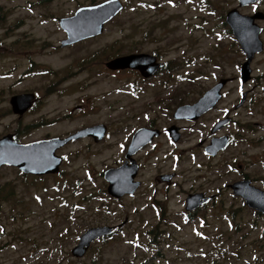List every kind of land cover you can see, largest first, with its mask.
Returning <instances> with one entry per match:
<instances>
[{
	"label": "rangeland",
	"instance_id": "rangeland-1",
	"mask_svg": "<svg viewBox=\"0 0 264 264\" xmlns=\"http://www.w3.org/2000/svg\"><path fill=\"white\" fill-rule=\"evenodd\" d=\"M104 1L0 0V46L40 41L46 50H40L35 62L39 69L51 71L48 77H27L25 63L10 72L0 57V138L27 126L32 127L21 131L22 143L98 124L108 127L102 142L84 138L63 150L65 162L58 175L36 179L12 168L0 170V264H264V216L233 196L226 187L227 165L209 160L198 146L210 138L218 119L234 111L244 91H252L247 105L232 113L239 123L237 132L244 131L246 140L245 154L236 161L264 190V52L252 61L254 80L242 86L238 78L246 57L225 23L233 9L249 16L264 14V0L244 8L237 0H123L125 9L103 35L74 51L52 50L66 37L60 18ZM257 24L263 28L264 43V20ZM131 48L158 53L169 67L163 72V111L155 109L153 101L159 79L149 82L137 100L131 87L135 75L127 71L101 76L99 71L96 76L86 63L89 59L94 63L95 51L102 66L119 52L129 54ZM64 69L77 72L47 95L49 82L62 78ZM220 80L228 82L219 106L197 122L181 124L189 126L177 146L168 137L162 140L163 148L177 150L180 158H163L168 171L181 174V185L171 189L169 199L154 205L144 193L110 197L103 172L120 162L131 127L140 118L169 124L179 105L195 102ZM28 88L43 102L18 122L4 101ZM81 104L83 109L76 110ZM259 137L262 143L256 141ZM257 145L263 152L255 149ZM192 187L217 195V201L187 218L183 192ZM102 226L115 227L117 236L102 238L86 257L74 258L71 252L82 234Z\"/></svg>",
	"mask_w": 264,
	"mask_h": 264
},
{
	"label": "water",
	"instance_id": "water-1",
	"mask_svg": "<svg viewBox=\"0 0 264 264\" xmlns=\"http://www.w3.org/2000/svg\"><path fill=\"white\" fill-rule=\"evenodd\" d=\"M241 7H246L257 3L258 0H238ZM124 9L122 0H108L96 6L80 8L73 17L62 19L61 28L67 33L68 39L64 45H69L81 40L96 37L103 33L104 27L113 20ZM256 20H264V14L257 13L254 16L243 15L237 9L229 11L226 15V23L234 37L239 42L243 52L247 56L243 64L241 73L244 83L251 79V64L255 55L261 53L264 44L261 40L263 29L256 23ZM164 65L157 62L153 56L141 54L119 57L107 64L110 70L139 69L145 77L154 75L163 68ZM228 80H220L215 86L206 91L199 100L193 104L178 107L173 118L182 121H197L205 114L209 113L219 104L223 98V90ZM32 96H18L12 99L16 113L24 114L31 106ZM246 100V94L240 102L241 107ZM24 104V105H23ZM18 107V108H17ZM18 109V110H16ZM229 121L219 123L213 131L225 126ZM107 133L105 125H99L76 133L66 139H48L27 144H20L13 135H8L0 139V167L4 165L18 167L25 174L43 176L59 172L62 158L56 155V151L69 143L80 138L93 136L96 141L102 140ZM169 134L174 141H179L181 134L177 127L169 129ZM151 136V135H150ZM149 133L139 131L130 145V157L134 150L144 146L149 142ZM145 143V144H144ZM226 139L213 140L212 144L206 148V152L215 155L220 150L226 148ZM136 168L129 166L126 162L121 168L110 169L105 172L104 178L109 183L108 193L114 198H121L125 195H133L138 184L133 182ZM172 176H167L170 179ZM251 183L242 187L233 186L235 195L241 196L246 204L264 214V191L250 186ZM242 187V188H240ZM204 194L192 195L187 199V210L193 211L207 204L210 198L203 199ZM115 228L109 226L95 227L86 231L79 240L78 245L73 249L72 254L77 258L83 257L96 239L110 236Z\"/></svg>",
	"mask_w": 264,
	"mask_h": 264
},
{
	"label": "flooded vegetation",
	"instance_id": "flooded-vegetation-1",
	"mask_svg": "<svg viewBox=\"0 0 264 264\" xmlns=\"http://www.w3.org/2000/svg\"><path fill=\"white\" fill-rule=\"evenodd\" d=\"M73 16H66V18ZM0 19H2L1 15H0ZM63 31V30H62ZM66 35L65 39H63L60 42V46L53 48L52 50H56V48H59L60 51H66V50H70L72 49V51H74V49H76L79 45L85 44L87 42H90L91 40L103 35V33L101 35H98L96 37H92L90 39H85V40H81L72 44H67L64 45L65 42L68 39L67 33L65 31H63ZM68 42V41H67ZM137 44V43H135ZM46 47L44 46V44H41L40 41H36V42H32V41H10V42H2V45L0 46V57L2 59V61L5 64L6 69H12L10 72L13 71H18V69L20 68L21 63H25L27 65V70L24 72V75L27 77H35V76H40V77H48V73L51 72L50 69L48 68H38L37 63L35 62L36 60V56H38L40 54V50L45 49ZM242 50V49H241ZM243 52V51H242ZM264 52V49H263ZM52 53V51H51ZM124 53V52H122ZM95 55V61L94 63L89 59L86 61V63H88L90 66V70L92 71V73L96 74V76H100L98 73L99 71L102 72V75L104 74V72H106V74L116 77L117 74L122 73V72H127L129 71L130 74L135 75L134 78H136V83L132 84L131 87H134V90L136 92V96L134 99H137L141 96H144L142 94L145 93L146 90V85L149 84V82L151 83L152 81L159 79L161 82L160 84H158V91L155 92V95H153L154 97V106L155 109L159 108L158 110L163 111V72H167L169 70V67L165 65L164 63V67L158 71L157 73H155L154 75H151L149 77H145L143 75V73L139 70V69H126V70H110L107 67V64L121 56H130V55H141V54H146V55H150L153 56L157 59L158 63L163 65V60H162V55L158 54V53H154L150 54V53H145L143 51L140 50H135L131 48V52L129 54L126 55H121V52L117 53L116 56L109 58L105 63L102 62V66L98 65V59H99V55L98 52L95 51V53H93ZM245 55V54H244ZM246 57V56H245ZM96 60H97V64H96ZM84 63L83 62H79V66L82 65ZM10 65V66H9ZM78 65V64H77ZM78 66V68H80ZM105 66L106 69H103ZM40 70V71H39ZM66 70L65 73H63V77L60 78L58 81L52 82V80L50 81V78H48L47 83L48 84V93L46 92L47 95L49 94H54V92L56 91V89L60 86V84L64 81L67 80L68 77H72L74 75V73H76L77 71H72L70 69H64ZM106 70V71H105ZM81 71V70H79ZM54 73V72H53ZM236 79V78H231V82ZM254 78L252 77L250 82L253 81ZM140 81V84L137 83ZM238 82H240L242 84V86L245 85V83H243L241 81V74H240V78H238ZM249 82V83H250ZM239 83V85L241 86V84ZM88 85V84H87ZM86 85V86H87ZM75 87V86H74ZM78 87L74 88L72 91L76 90ZM29 90H25V91H18L17 93H14L10 96L9 100L7 101L6 98L4 103H5V107L6 109H8L9 107V112L11 114H13V116H15L17 119L16 121H22L23 118L25 117V115H27L29 112H31L32 110H34V108L38 105H40L43 102L42 96L39 95V93H37L36 91L28 88ZM70 90V91H71ZM224 92V91H223ZM252 91L250 90H245L243 94L247 95V99L245 104L242 107L238 108V104L234 105V111H239L240 108H244L247 104V100H248V96ZM141 93V94H140ZM203 95V94H202ZM18 96H32V100L30 101L31 106L28 108V110L24 113V114H19L16 113V111L14 110V106L12 105L11 101L13 98L18 97ZM243 96V95H242ZM225 98V93L223 94V99ZM8 103V106H7ZM194 103V102H192ZM192 103H187V104H192ZM24 105V104H23ZM84 105H77V107L75 108L76 110H80L83 109ZM145 107V106H143ZM18 108V107H17ZM216 109V108H215ZM214 109V110H215ZM18 110V109H16ZM213 110V111H214ZM134 111V110H133ZM234 111H229L223 119H218L217 122L214 124V127L211 131V136L210 138L204 139L202 140V142H200V144L198 145L200 147V149L203 151V154L208 156L209 160H218L219 162H222L224 164L227 165V169L230 170L229 174H226V177L229 178L230 182L227 183L226 187L232 192L233 196L236 199H240L243 201V203L246 205V201L244 200L243 197L241 196H237L234 193L233 190V186H237L242 184V187L244 184L247 183H251L250 186L254 187L255 189H259L261 191H264L263 189H261L260 187H258L256 185L255 182V176H252V174L245 172V166L242 165V163L237 162V158L243 156V154H245L244 150V145L243 143H246V140L244 139V134L243 132L239 131L237 132V130L239 129V123L237 122L236 118H234V116H232V113ZM142 112V110H141ZM212 112V111H211ZM210 113H207L206 115H204L203 117L210 115ZM174 114V113H173ZM172 114V118L173 115ZM136 118V117H134ZM200 120V119H199ZM228 120L229 122L225 125L220 127L219 129H217L216 131H213L214 128L221 122ZM184 122L186 123H192V122H187V121H182V120H175L173 118V121L170 122L169 124H165L163 123V121H161V119H153V118H149V119H145V118H140V122L138 125L131 127V132L130 135L127 136L126 142L124 143L123 146V150H122V157L120 162L117 163V165L113 168H109L107 170L110 169H118L121 168L123 165L126 164V162L129 163V166L131 167H135L136 168V174L134 176L133 182L138 184V188L137 191L135 192V194H133L132 196H125V197H129V198H134L137 197L140 193H144L145 198H151L150 202L153 200L154 201V205H158V204H163V199L164 200H168L169 199V194L171 189L174 188L175 186H180L181 183L179 182V178L181 176L180 173H177V171L172 170L173 172L168 171L165 167V159L164 156L165 155H170L169 157L173 160V157L175 160L180 159L178 156L179 154L176 153L177 150L174 151H167L166 149L163 148L164 143L162 142L163 138H169L168 140L172 141L176 146L178 145V143L181 141L185 130L188 128L189 125L186 126H182L181 124H183ZM197 122V121H194ZM99 125H104V124H98V125H93V126H89V127H85L83 129L77 130L76 132H73L71 134H55L52 136H47V138L44 139H40L37 141H42V140H48V139H56V138H60V139H66L70 136L75 135L76 133L82 131V130H86L89 128H94L96 126ZM106 126V125H105ZM177 127L179 129V133L181 134V138L179 141H174L172 139V137L169 134V129H171L172 127ZM235 126V129L233 128ZM32 126H27L25 129L22 130V128L18 129V132L16 133H11V134H7L3 137H1L0 139L8 136V135H13L14 138L16 139V141L20 144H27V143H32V142H26V143H22L21 142V131H26L29 128H31ZM107 127V126H106ZM237 129V130H236ZM145 131V134L149 133L150 139L148 143H144V146H141L140 148L134 150V152L131 154L130 157H127L128 153H131L129 150L130 145L132 144V141L134 139V137L136 136V134L139 131ZM234 131V132H233ZM107 132H108V127H107ZM107 135V133H106ZM105 135V137H106ZM20 136V137H19ZM237 136H240L242 139H239ZM105 137L100 140V141H96V139L93 136H87L84 138H91L96 144L102 142ZM84 138H80L74 141H70L69 143H67L66 145H64L63 147L59 148L56 151V155L60 158H62V163L59 169V172L55 173V174H47L44 176H33L30 174H25L23 171H21L18 167H14V166H8V165H4L2 167H0V170L2 168H12L15 170H18L22 175L25 176H31L33 178L36 179H43L46 178L48 176H53V175H58L61 173V167L63 166L64 162H65V156L61 155L62 151L65 150L69 145H71L72 143L78 142L79 140H83ZM220 138H225L226 139V148L224 150H220L219 152H217L215 155H211L209 153L206 152V148L209 147L213 140L215 139H220ZM262 137L257 138V142L262 143ZM37 141H33V142H37ZM207 141V142H206ZM251 147H253L252 143L250 144ZM255 149H260L261 152H263V150L261 149L260 145H257L255 147ZM232 150V151H231ZM185 151L181 152V155L184 154ZM261 152H259L258 154H260ZM257 154V155H258ZM164 161V162H163ZM168 161V160H166ZM257 161L258 162H262L261 161V155L257 156ZM232 166L236 167L234 170L231 171ZM105 170L103 172V178H104V173L107 171ZM232 172H236V173H232ZM167 176H172L170 179L166 178ZM107 184V183H106ZM108 187V184H107ZM240 187V188H242ZM183 194H185V198L183 200V203H185V216L188 218H191L194 215H198V213H200L201 210H203L204 208L208 207L211 204L216 203L217 201V195L215 194H209L207 190L205 189H197L195 187H192L189 191H184ZM198 194H204L203 199L205 198H210V201L205 204L202 205L201 207H199L196 210L193 211H188L186 208V204H187V199L192 196V195H198ZM124 198V197H123ZM118 233H113L112 235L108 236V237H115L117 236ZM106 237L105 240L108 238ZM101 240L104 239H98L96 241H94L91 244L94 245L96 242H99ZM91 249V248H90ZM89 249V250H90ZM88 250V251H89ZM73 251V250H72ZM87 251V253H88ZM86 253V254H87ZM72 254V252H71ZM84 257H86V255H84ZM82 258H77L74 257L76 259H83Z\"/></svg>",
	"mask_w": 264,
	"mask_h": 264
},
{
	"label": "trees",
	"instance_id": "trees-1",
	"mask_svg": "<svg viewBox=\"0 0 264 264\" xmlns=\"http://www.w3.org/2000/svg\"><path fill=\"white\" fill-rule=\"evenodd\" d=\"M225 24V23H224ZM229 33H231L230 29L227 30ZM171 69V68H170Z\"/></svg>",
	"mask_w": 264,
	"mask_h": 264
}]
</instances>
